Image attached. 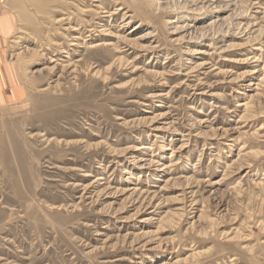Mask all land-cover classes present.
<instances>
[{
    "label": "rangeland",
    "instance_id": "obj_1",
    "mask_svg": "<svg viewBox=\"0 0 264 264\" xmlns=\"http://www.w3.org/2000/svg\"><path fill=\"white\" fill-rule=\"evenodd\" d=\"M3 6L0 264H264V0Z\"/></svg>",
    "mask_w": 264,
    "mask_h": 264
},
{
    "label": "crops",
    "instance_id": "obj_2",
    "mask_svg": "<svg viewBox=\"0 0 264 264\" xmlns=\"http://www.w3.org/2000/svg\"><path fill=\"white\" fill-rule=\"evenodd\" d=\"M3 5L4 0H0V108L6 109L21 102L24 91L16 67L7 59V42L15 29V17L3 11Z\"/></svg>",
    "mask_w": 264,
    "mask_h": 264
},
{
    "label": "bare ground",
    "instance_id": "obj_3",
    "mask_svg": "<svg viewBox=\"0 0 264 264\" xmlns=\"http://www.w3.org/2000/svg\"><path fill=\"white\" fill-rule=\"evenodd\" d=\"M229 1H231V0H229ZM236 1V0H235ZM252 3V2H251ZM119 9V8H118ZM54 19V18H53ZM68 20V18H57L56 19V21L57 22H60L63 26H64V28H63V30L64 31H66L65 32V37L67 38L68 37V42L70 43V46H77L78 45V43H77V41H78V36H75V35H72L70 32H73V31H75L76 29L75 28H73V27H71V26H69V21H67ZM65 21V23H63ZM67 21V22H66ZM124 22V21H123ZM125 23V22H124ZM128 23H130V20H128L127 22H126V24H128ZM62 26V27H63ZM123 26V25H122ZM200 27V26H199ZM198 27V28H199ZM207 27V26H206ZM202 28V27H201ZM149 34V33H148ZM152 35V34H151ZM141 37V36H140ZM144 37V36H143ZM125 38V37H124ZM123 38V39H124ZM101 44H105V45H107V44H109L108 42H96V43H94V44H92V46H98V45H101ZM149 46V45H148ZM257 85H258V83H255V82H251V83H249L248 84V86L251 88V87H254L255 86V88L257 87ZM255 88H252V90H254ZM254 95V94H253ZM250 97H252V96H250ZM243 105H246V104H243ZM242 105V106H243ZM170 157V156H169Z\"/></svg>",
    "mask_w": 264,
    "mask_h": 264
}]
</instances>
